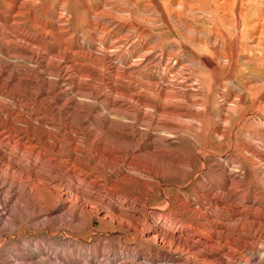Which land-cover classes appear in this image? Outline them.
<instances>
[{
    "label": "rangeland",
    "instance_id": "obj_1",
    "mask_svg": "<svg viewBox=\"0 0 264 264\" xmlns=\"http://www.w3.org/2000/svg\"><path fill=\"white\" fill-rule=\"evenodd\" d=\"M130 1L118 3L114 0H0V67H5L6 64L16 66L18 64L17 67L29 64L35 68V72L41 73L36 75L34 72L30 77L21 76L23 78L6 83L0 81V129L10 121L19 122L20 117H24L23 112L31 114L28 123H21L23 131L18 129L20 127L17 123L14 127L15 133L12 128L14 136L11 135L13 137L8 138L9 141H0V264H264V240L249 242L243 238L246 231H241L240 226L244 224L245 229L249 228L252 219L234 215L231 210L234 204L227 198L234 190L223 182L230 169L234 170L233 176L241 181L238 198H248L246 204H251L254 200L256 212L261 213L260 207L264 208V131L256 129V139L253 140L248 128V125L255 121L259 122V119L247 120V126L239 133L236 143H233V148L229 151L230 157L226 152V145L215 146L214 142H209V139L203 136L205 131L216 126L214 118L208 115L201 121H189L188 124H183L182 128L179 127V131H175L171 139L173 147H170L172 158L168 161L177 163L182 159L192 165H200V157H204L205 149L208 160H215L217 156L213 152L218 153V160L224 166V171H208L206 176L209 183L204 180L207 186L198 182L199 184L194 186L188 183L179 188L177 185L185 182V178L182 179L184 175L173 169L165 170L159 160L161 157L153 154L151 145H147L145 151L135 155L108 154L111 149L129 152L132 144L138 145L135 137L125 134L128 127L118 122L121 119L117 115L120 111L113 110L115 113H112L110 105L114 99L121 100L115 90L121 88L122 91L131 92L139 88L140 82H147L148 75L162 79L165 64L170 59L173 64L179 62L180 69L184 65V70L191 74L192 80L194 79L193 83L201 93L200 97L208 96V101L213 104L210 90L213 88V92L216 91L217 108H224L229 104L226 101L234 98L229 95L238 94L240 91L237 83L225 79L226 70L221 59L215 50L211 51L207 46V30L199 36L201 45L198 43L193 45L189 41L185 44L177 38V34L181 33L185 36L194 34L192 29L198 30L205 22L204 19L198 18H208L209 13V15L204 13L205 15L202 14L200 17L193 16L194 20L197 19V27L185 28L179 26L173 20L174 17L168 18L169 20L163 19L165 16L156 5L157 0H138L136 7H132L135 1ZM13 4L17 5L16 9L12 7ZM17 10L20 12L19 15H16ZM248 29L246 27V30ZM116 35L121 37L118 44L113 43ZM229 45L233 46L230 43ZM153 46H156L155 54L151 58H154L157 67L144 64L146 69L132 75L131 78L125 74L126 79L115 74L113 69L115 65L120 67L118 72L124 74L127 66L139 60L142 53ZM19 47L24 49L21 51ZM58 48L61 51L55 53ZM25 49L28 53L24 52ZM233 49L230 47L229 51L232 53ZM168 52L172 54L169 56L170 59L167 56ZM54 53L58 55L55 56ZM30 55L34 58H30ZM63 55L73 58L71 59L73 62L66 64ZM177 58H182L181 62L186 65ZM245 59L246 55L243 60ZM48 61L68 67L69 76L62 79L46 74L43 62L47 64ZM141 65L142 62L137 67ZM170 76L172 73L168 72L167 77ZM245 77L251 83H262L261 76L248 74L247 71ZM46 80H49L52 92L47 95L48 97L39 96L38 94L46 87ZM55 82L66 90L68 96H73L80 103L67 102L68 96L55 97L53 88ZM78 85L80 87H77ZM90 85L95 89H90ZM90 90L93 97L96 92L99 93L97 99H94L96 96L90 98L91 95L84 97L82 92ZM148 93L154 96L152 91ZM56 98L60 105L65 101L68 105L72 102L77 103L72 105L80 111L75 112L71 109L73 111L71 121L63 117L64 110L54 109ZM134 105L137 106L133 108L131 115L137 117L138 113L134 110L139 105L135 103ZM217 108L214 106V111ZM102 114L113 116V124L105 125ZM35 118H39V121L35 122ZM130 122L136 127L139 125L137 120ZM24 128L27 131H24ZM43 128L50 130L49 140L44 137ZM20 133L24 134L25 138L16 137ZM6 135L8 136L5 133L3 137ZM28 135H30L28 138L33 139H27ZM100 140L104 141L106 149L101 155L98 148L101 146ZM252 140L258 149V155L255 157L250 152H243L244 147L251 145ZM53 142L58 145L55 153L49 148ZM80 161L86 165L83 170L78 165ZM137 166L142 169H150L153 166L160 178L137 170ZM53 168L57 172L55 173L57 177L55 176L52 182H42L30 171L33 169L42 173ZM213 184L221 187L225 202L215 205L205 200L204 203L198 204L201 188L210 189ZM93 186L97 187L98 204L101 203L99 206L83 204L78 194V191L89 194ZM65 191L70 193L69 200L62 194ZM254 193L258 194L259 200L254 199ZM191 203L199 208V212L194 206L190 207ZM129 205L138 207L146 217L149 216V219L152 216L149 221L146 217H141L143 223L148 222L147 226L152 228L157 225L166 235L172 232L179 233L187 242H190L189 238L193 236L200 238L199 233L195 230L197 234L193 235V232L180 228V225L197 226L195 220L215 214L210 225L217 224L220 228L226 226L227 232H220L218 228L216 230L220 233L216 235V239L210 236V232L203 234V238L200 239L206 245L209 244L205 245V250L217 254L218 259H205L182 248H179L180 250L170 248L167 243H156L152 238L147 239L148 237L135 226L120 221L109 212L116 208L127 209ZM247 209L244 214L254 212L250 207Z\"/></svg>",
    "mask_w": 264,
    "mask_h": 264
},
{
    "label": "bare ground",
    "instance_id": "obj_2",
    "mask_svg": "<svg viewBox=\"0 0 264 264\" xmlns=\"http://www.w3.org/2000/svg\"><path fill=\"white\" fill-rule=\"evenodd\" d=\"M114 1L119 3L121 1L126 2L128 0H114ZM131 1H133V2L135 1V4L132 5V7H136L138 0H131ZM150 2H152V1H150ZM126 3H128V2H126ZM152 3H154V1ZM115 5H117V4H115ZM156 5L160 8V11L165 16V18H163V19H168V18L171 19L172 17H174L175 19L173 18V20H175L179 26L185 27V28L197 27V23H196L197 19L194 20V18H192L193 16L199 15V17H200V15L202 16V14H204V13L210 14V15L208 14L209 16L207 15L208 18H198L199 20L204 19L205 22L202 26L198 27V30H196L194 28L192 29L194 31V34L190 33L189 34L190 36H188V35L185 36V35H181L182 33L180 32L181 34L180 35L177 34L178 35L177 38L180 39V41H184L185 44H186V41H189L193 45H196L197 43H198V45H201L202 43L200 42L201 39L199 38V36H201V33H203L204 31L207 30L208 45L207 44L206 45L209 47V49L211 51L215 50L216 55H218V58L221 59V62L223 63L222 65H223V67H225V70H226L224 72L225 79L230 80L231 82L233 81V82L237 83V85L240 86V91L238 92V94L234 93V94L229 95V97H234V98H233V100L231 99L230 101H226V102H229V104H226L224 108L223 107L217 108L218 104H217V100H216V91L213 92V88L210 90L211 91L210 93H212L211 100H212L213 104L210 101H208L209 98L207 95H206L207 97H205V96L200 97L201 93H199V90L196 88V84L193 83L194 79L192 80L191 74L187 73L186 70H184V65H182V67H181L183 70L178 68L179 64H180L179 62L176 63L177 65L171 63V61H170L171 59L169 58V56L172 54L168 52L167 56L170 60L165 64V69H164L165 73L163 74L164 76L162 79H159L156 76L148 75L146 77L147 82L142 83L139 81L140 82L139 88H135L133 91L131 90V92L122 91L121 88H119L118 90H115L116 94L118 95V98L120 97L121 100L118 101V100L113 98L114 102H113V104L110 105L112 113H115V112H113V110H115L116 112L120 111L117 114L121 118V119L118 118L119 119L118 122H120L121 125H126L128 127V131H126L125 134H129V135H132L133 137H135L137 140L136 142H138V145H134L135 143L132 144L131 150L129 152H123L119 149H118V151H113L111 149V151H110L111 153L110 152L109 153L107 152V153L109 155H113V156L116 153L117 154L122 153V154H126V155L131 153V154L135 155L137 153L145 151L148 148L147 145H151L152 150L154 151L153 154L154 153L158 154L161 157V158H159V160H161V163L163 164L162 167L165 168V170H168V168L173 169L175 172H180L184 175V177H182V179L185 178V182H183V184H178L177 186H179V188L186 185V184L188 185V183L189 184L192 183L194 186L198 182H201V183L205 184V186H207L206 182L209 183V179L206 176L208 171H214V172H218V170L220 172L224 171L223 170L224 166L218 160V153H215L211 149H208V151H212L213 154H215V156H217L215 158V160H208L207 159L208 156H206L207 155L206 154L207 149H205L203 151L204 157H200L201 158V164L200 165H192L190 162H186V160H182V159L179 160V162H177V163L172 162L171 160H170L171 161L170 162V161H168L170 158H172V154H170V152H171L170 147L173 144L171 139L173 138L175 131H179V127L182 128L183 124H185V123L188 124L189 121H192V122L193 121L194 122L201 121L202 118L205 117V115H208L209 117L214 118L213 120H215L216 126L212 130H210V129L207 130V127H206L205 129L207 131H205L203 133V136L205 138H208L209 142H214L213 144L215 146L221 147L223 145H226L227 146L226 152L229 155L228 157H230L229 151L233 148V143L239 137V133L241 131H243V129L247 126L246 122L248 119H252L253 121L256 119L260 120L259 122L255 121V122H253V124L248 125V128L250 130V134L252 135L253 140L256 139V129L260 128L262 131H264V56H263L264 55V51H263V48H264V0H157ZM16 6H17L16 4L12 5V7H14L15 9H16ZM108 7H110V6H108ZM120 8L121 7H118V9H120ZM19 14H20L19 11L16 12V15H19ZM204 15H203V17H204ZM190 16H191V18H190ZM157 18H159V17H157ZM2 20H4V19H2ZM112 20L114 21V19H112ZM154 21H155V19H154ZM118 22H119V20H118ZM1 24H3V23H1ZM246 27L249 29L246 30ZM122 28H124V26ZM105 32L107 33V31H104V33ZM22 38H25V37H22ZM178 39H177V41H178ZM120 40H121V37L120 36L118 37V35H116L113 43L118 44L120 42ZM20 41H21V39H20ZM61 41H63V40L61 39ZM60 43H62V42H60ZM229 43L233 44V46L229 45ZM172 44H175V43H172ZM120 45H122V44H120ZM175 45H177V44H175ZM156 46L149 47V48H147V50L144 53H142V55L140 54L141 56L138 58L139 60H136L132 65L127 66L125 68V70L123 69L124 71H126V72H124V74H121L118 72V70L120 69L119 66L112 65V66H114L113 69L115 71V74L119 75L120 78L122 76V77H124V79H126L127 77L125 78V74H128L129 77L131 78L132 75L134 76L135 74L143 71L144 68L146 67L144 64H147L149 66L153 65L154 68L157 67V64L154 63V60H153L154 58L153 59L151 58V56H154V54H155L154 49ZM229 46L234 48L232 53L229 51V48H230ZM19 49H21V51H22L24 48L19 47ZM25 51L27 52L26 49L24 50V52ZM60 51H61V49L58 48L55 50V53L56 52L59 53ZM70 51H72V50H70ZM65 52H67V51H65ZM161 52H162V50H161ZM261 52H263V53H261ZM55 53H54V55H55ZM88 53H90V51ZM162 53H164V52H162ZM57 55H55V56H57ZM245 55H246V59L243 60ZM63 56H65V55H63ZM161 56H163V55H161ZM31 57L34 58L33 56L30 55V58ZM100 57H101V55H100ZM182 58H183V56H182ZM182 58L181 59L177 58V60H180V62H181L183 60ZM37 59H40V58L37 57ZM37 59H35V60H37ZM71 59H73V58H71ZM71 59L69 56H65V58L63 60L67 64V63L73 62V60H71ZM157 60H158V58H157ZM43 61H45V60H43ZM141 62H142V65L140 67L139 66L137 67V65H139ZM143 62H146V63H143ZM193 62H195V61H193ZM57 63L58 62H56L55 64H52V62L48 61V63L45 64L43 62V66H45L44 71L46 72V74L53 75L57 78H62V79L64 77L69 76V72L67 69L68 67L67 68L62 67L63 64H61V63L57 64ZM189 63H191V62H189ZM88 64H89V62H88ZM69 65H71V64H69ZM17 66H18V64H17ZM17 66L14 64L13 65L12 64H6L5 67H0V81H2L3 83H6L8 81H14L18 78H23L24 76L30 77L35 72V68L31 67L29 64L26 66L23 64V66H21V67H17ZM70 69L71 68L69 67V70ZM75 69H76V65H75ZM73 70H74V68H73ZM70 71H72V70H70ZM245 71H247L248 74H254L256 76H261L262 83H251L245 77ZM78 72H80V71H78ZM168 72H171L172 76L167 77ZM218 72H220V71H218ZM36 73L41 74L38 71L35 72V74ZM21 76H23V77H21ZM240 77H243V78H240ZM57 80H59V79H57ZM202 82H203V80H202ZM48 83H50L49 80H46V87L44 88V90L40 93H39V91H41V90L38 91L39 96H44V95L49 96V94L52 92L51 91L52 88L50 87L51 85L49 86ZM64 84H66V83H64ZM202 84H201V86H202ZM54 86H55V87H53L54 88V95L56 94L55 97L59 96V98H65L66 96H68L67 95L68 93L66 92V90H64L62 88V86L59 85L57 82H55ZM77 87H80V86L78 85ZM77 87H76V89H77ZM90 87H91V85H90ZM90 89L94 90L95 88L91 87ZM83 91H84V88H83ZM90 91L82 92L84 97H89L92 93V91L91 92ZM149 91H152L153 95L155 97L149 95L150 94V93H148ZM93 92H95V91H93ZM226 94H227V92H226ZM95 96H96V98H94ZM95 96L93 97L91 95L90 98L97 99V96H99V93L96 92ZM57 99L58 98H56V100L54 99V104H53L55 106L54 109L56 111L64 110V113H63L64 116L63 117H65V119L71 121L70 117L73 115V113H71V111H72L71 109L75 110V112L80 111L76 107H74L75 104L80 103V102L78 100H76L73 96H71V97L68 96L66 98L67 102L68 101H76L77 103L72 102L70 105H68L67 102L65 101L64 104L61 103L62 105H60L59 100H57ZM51 101H53V100H51ZM134 103L139 105V107H137L136 110H134L135 112L137 111V113H138L137 117H132L133 114L131 115V111L133 110V108L135 106H137V105H134ZM72 104H74V105H72ZM214 106L217 108L216 111H214V109H213ZM235 106H237L236 111L233 110ZM52 109H53V107H52ZM54 109H53V111H54ZM137 109H139V110H137ZM51 112H52V110H51ZM23 114H24V117H22V118L20 117L19 122H17V123H19L18 126L20 128L22 127L21 123H23V122L28 123L29 122V120H28V119H30L29 115H31L30 113H27V112H25V113L23 112ZM52 115H54V114H52ZM117 115H114V116H117ZM101 116H103V122L105 123V125L108 123L113 124L112 123L113 122V118H112L113 116L108 117L106 114H104V115L102 114ZM101 116L99 118H101ZM132 120H137L139 122L138 127L134 126L130 122ZM34 121L35 122L39 121V118H35ZM17 123H15V120H13V121L9 122L10 125L9 124L7 125L6 123H5L6 125H2V128L0 129V141H6V140H8V138L14 136V133H15L14 127L17 125ZM187 124H186V126H187ZM117 125H118V123H117ZM190 125H191V123H190ZM143 127L144 128L147 127V128L143 129ZM12 128H14V133L12 132L13 131ZM20 128H18V129L20 131H23L22 130L23 128H21V129ZM43 129H45V128H43ZM24 131H27V130L25 129ZM43 132H44V137L47 138V140H49L50 135H51V134H49V133H51L50 130H48L46 128ZM5 133H7L8 136L6 135L5 137H3V135ZM11 135H13V136H11ZM17 135H19V136H16V137H20L21 139L24 137L23 136L24 134H22V133L17 134ZM29 136L30 135H28L26 138L32 140L33 138H31V137L28 138ZM257 137H259V136H257ZM253 140L251 142V145L248 144L247 146L244 147L243 152H246V153L250 152L255 157V155L256 156L258 155V149L256 148ZM54 141H55V139H54ZM100 141H101V146H99L98 148H99V150H101V152H99L101 155V153H105L106 149L104 147V141L103 140H100ZM47 143H49V142H47ZM52 144L53 145H50L49 148L52 150V153H55L58 150L57 149L58 145H55L56 143L54 144V142ZM237 147H239V145ZM99 153H98V155H99ZM100 157H99V159L102 158V157L101 158ZM231 163H232V161H231ZM78 165L82 170H83V167L86 166L81 161H80V164H78ZM51 167H53V166H51ZM139 169L141 171L146 172L148 175H151L152 177H158L159 176V173H157V170L156 171L154 170L153 166H151L150 169H142L141 167L137 166V170H139ZM147 170H149L150 172H148ZM30 171H31V173L34 174L35 177H37L42 182L43 181L44 182H52L56 176L55 173H57L54 170V168H53V170L48 169L46 172L44 170V172L42 171V173H39L38 170L35 171L33 169ZM263 171H264V168H263ZM233 172H234V170L230 169V171L225 176V179H223V182L225 184H229L230 187H232V189L234 190V192L229 194V196L226 195L227 198L229 199V202L231 200L233 202L232 204H234L233 207L231 208V210L234 213V215L237 217L247 216V218L249 217L250 219H252V221L249 225V228L245 229V227L243 226L244 224L240 226L241 231H246V234L243 238H245L246 241H249V242H256L258 239L264 240V208L260 207L259 211H261V213L256 212L257 208L254 206L255 205L254 200L251 204H246L245 202L247 201L248 198L247 199L244 197L238 198L237 194L239 193L238 191L240 190L241 181H239L236 177L233 176ZM158 178H160V177H158ZM204 180H206L205 183H204ZM154 183H153V185H154ZM208 189L209 188H207V189L201 188V190L199 191V194H198V200H199L198 204L204 203L205 200L213 202L215 205H219V204H222L225 202L221 187L213 184L210 187L209 191H208ZM96 193H97V187L95 188V186H93L91 188L89 194H86L83 191H80V192L78 191V194L80 195V199L83 201V204L99 206L101 203L98 204L99 201L97 199ZM62 194H64L69 200V197H70L69 192L65 191ZM220 194H222V196ZM71 196H73V195H71ZM253 197H254V199L259 200L258 194L254 193ZM124 202L127 203V200H125ZM182 202H183V200H182ZM192 206H194L193 203L190 204V207H192ZM128 207L129 208H127V209H124V208L123 209H121V208L120 209H118V208L113 209L112 208L113 210H110L109 212H111L117 218H119L120 221L122 220V221L128 222L130 225H133V227L135 226L136 229L141 230V232L144 233V235L146 237H148L147 239L152 238L156 243L157 242L162 243V244L167 243L170 245L169 246L170 248H175V250L182 248V250H185L188 253H193L196 256L203 257L205 259H211V258L212 259L213 258L218 259L217 254H214L211 251L205 250V247L209 244L206 245L200 239V238H203L202 235L205 234L206 232H210V236L213 239H216V235L219 234L220 232H227L226 226H223L220 228L217 226V224H215L213 226L210 225L211 219L214 217L215 214L214 215L209 214L208 218L206 217V215H205V217H201L203 220L201 218L195 220L196 223L195 222L194 223L197 226H193L192 224L188 225V226H181L180 225V228H183L187 231L193 232V235L194 234L196 235L197 233H199L198 237H200V238L193 236L192 238H189L190 242H187V240L186 241L184 240L183 235H181L179 233H176V232L173 233L172 232V234L166 235V233H164L162 230H160L157 225H155L152 228L150 226H147L148 222L146 221V223H147V225H146V223H143V221L141 219L142 216L146 217V215L144 213H142L140 211V209L138 207H135L134 205H129ZM247 207H250L251 209H253L254 212L250 213V211H249L246 214H244ZM194 208L198 209V212H199V208L196 205L194 206ZM141 209H142V207H141ZM192 210H193V208H192ZM195 212L196 211H194V213ZM148 219H149V216L146 217V220H148ZM150 219H152V216L150 217ZM248 219H247V221H248ZM212 221H213V219H212ZM244 223H245V221H244ZM245 226H247V224H245ZM218 228L220 229V232H218V230H216ZM195 230L197 233L194 232ZM197 230H199L200 232H198ZM234 245L236 246L237 244H234Z\"/></svg>",
    "mask_w": 264,
    "mask_h": 264
}]
</instances>
